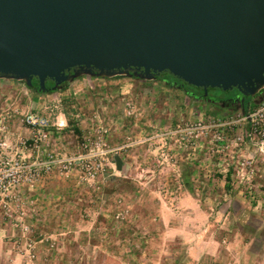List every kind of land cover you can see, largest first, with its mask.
Segmentation results:
<instances>
[{"label":"rangeland","instance_id":"374dc122","mask_svg":"<svg viewBox=\"0 0 264 264\" xmlns=\"http://www.w3.org/2000/svg\"><path fill=\"white\" fill-rule=\"evenodd\" d=\"M263 101L264 88L247 111L223 107L124 74H82L51 93L0 78L12 139L34 144L26 112L47 120L36 147L8 158L54 160L35 183L0 193V264H56L61 239L78 264H264V136H246ZM236 234L245 241L231 244ZM173 240L220 242L197 259Z\"/></svg>","mask_w":264,"mask_h":264},{"label":"water","instance_id":"95a60500","mask_svg":"<svg viewBox=\"0 0 264 264\" xmlns=\"http://www.w3.org/2000/svg\"><path fill=\"white\" fill-rule=\"evenodd\" d=\"M161 72L204 95L236 89L243 110L264 88V0H0V78L45 91Z\"/></svg>","mask_w":264,"mask_h":264},{"label":"built area","instance_id":"2783aa9c","mask_svg":"<svg viewBox=\"0 0 264 264\" xmlns=\"http://www.w3.org/2000/svg\"><path fill=\"white\" fill-rule=\"evenodd\" d=\"M248 126L246 136H264V101L256 111L246 116ZM26 129L32 134L31 139L36 144L37 140H42L45 136L43 131L47 125V120L42 115L34 112H26L21 118ZM10 119L0 112V193H9L10 189L23 184L35 183L42 174L49 168L53 158L41 160L33 156L32 160L21 156L8 158L12 151L20 152L22 149L31 150L32 144L22 138L12 139L10 137ZM98 144V142L96 141ZM36 147V146H33ZM16 153V152H15ZM49 157H51L49 155Z\"/></svg>","mask_w":264,"mask_h":264},{"label":"crops","instance_id":"0c3cea01","mask_svg":"<svg viewBox=\"0 0 264 264\" xmlns=\"http://www.w3.org/2000/svg\"><path fill=\"white\" fill-rule=\"evenodd\" d=\"M235 195L240 196V191H238L236 188L235 190ZM162 204L160 203L159 208L161 209ZM171 229V227L169 228ZM233 239L229 240V242H231V244L235 243L236 241H239L241 243H243L245 240L241 239V235L238 236V234L235 235V237H232ZM61 239V238H60ZM172 240H169V242ZM176 241L177 243H180L182 245H186V249H187V255L189 257L192 258H197L200 259L202 256L206 257L208 255V252H211L212 246L217 242L219 243L220 240H173ZM223 242L225 240H222ZM262 243H264V240H260ZM83 241L82 240H77V244H81ZM166 242V241H165ZM165 242L163 241L162 244H158V246H161L163 244H165ZM186 243V244H185ZM169 245V249H168V255H175L176 253L174 252V249H172V244L168 243ZM59 248L57 250V252H52L51 255L48 257L49 261L52 262L53 260H57L55 262H57L56 264H64V262L67 261V257L72 256V264H78L76 263L77 260L79 261V256H80V251L77 249L74 250V253H71V248L74 246L76 248V246L74 245L73 242L67 241V240H59ZM73 245V246H72ZM72 246V247H71ZM211 246V248H210ZM73 247V248H74ZM197 254H194V253ZM234 256V255H233ZM249 258V257H248ZM105 260V259H104ZM41 261V260H40ZM93 262V261H91ZM94 263V262H93Z\"/></svg>","mask_w":264,"mask_h":264},{"label":"flooded vegetation","instance_id":"af4514ba","mask_svg":"<svg viewBox=\"0 0 264 264\" xmlns=\"http://www.w3.org/2000/svg\"><path fill=\"white\" fill-rule=\"evenodd\" d=\"M158 76H163L164 79L156 78ZM154 79H156L158 81H162L164 84H167V85H169L170 82L179 83L181 85L180 89L183 91V93L187 97H189V98H191L193 100H205L207 102L220 104L223 107H225V106L226 107H230V106L235 105V104H238V105L240 104L241 105V102L239 100L240 95H239V93L235 92V89L229 90L231 92H234L233 95H227V96L214 95V94H211L210 90H209V92L207 91V94L205 96H202V93L200 92V89H202V88H198V87H195V88L189 87L188 88V87H186L187 83L183 82L180 79L175 78L174 76H172L168 72H161L159 74H155V78ZM186 88H188V90H187L188 92L186 91ZM208 89H212V88H208ZM224 92H228V91H224Z\"/></svg>","mask_w":264,"mask_h":264},{"label":"trees","instance_id":"16d2710c","mask_svg":"<svg viewBox=\"0 0 264 264\" xmlns=\"http://www.w3.org/2000/svg\"><path fill=\"white\" fill-rule=\"evenodd\" d=\"M164 76V75H163ZM163 76H158V77H156V78H161V79H164V77ZM169 76V75H168ZM132 77H134V76H132ZM136 78V77H135ZM67 83L68 82H65V83H63L59 88H56V89H52L51 87H52V85H53V82L51 81V80H47L46 81V83H45V85H46V87H47V90H45V91H39L38 90V87H37V84H38V81H37V79L36 78H33L32 79V81H31V85L30 86H28L29 88H31V89H34V91H38V92H40V93H51V92H54V91H59V90H63V89H65L66 88V85H67ZM170 86H173V87H178V88H181V85L179 84V83H173V82H170V84H169ZM186 87H192V88H195V87H193V86H191V85H188V84H186ZM188 88H186V91L188 90ZM209 90L210 89H208L207 91L209 92ZM220 90V89H219ZM222 91V90H221ZM188 92V91H187ZM200 92L202 93V96H205L204 95V93H203V90L202 89H200ZM235 92L236 93H238V91L235 89ZM253 96H248V97H246L245 98V100H244V102H243V110L244 111H247V105H248V102L250 101V99L252 98ZM71 112H72V110L70 109V110H66V114H67V117L71 114ZM68 119H69V122H71V119L68 117ZM74 129H75V131L77 132V133H79V130L74 126Z\"/></svg>","mask_w":264,"mask_h":264}]
</instances>
